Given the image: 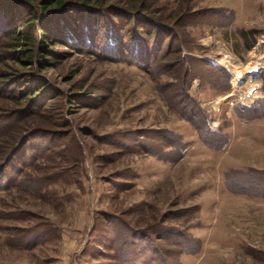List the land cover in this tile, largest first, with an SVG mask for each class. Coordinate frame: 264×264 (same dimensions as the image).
Masks as SVG:
<instances>
[{
  "label": "rangeland",
  "instance_id": "1",
  "mask_svg": "<svg viewBox=\"0 0 264 264\" xmlns=\"http://www.w3.org/2000/svg\"><path fill=\"white\" fill-rule=\"evenodd\" d=\"M146 1L181 34L207 118L176 109L194 107L168 41L134 58L95 23L91 46L57 44L68 57L31 70L3 38L0 78L32 72L61 94L28 110L0 79V164L15 153L0 180V264H264V116L239 114L264 111V0ZM242 28L261 31L248 50Z\"/></svg>",
  "mask_w": 264,
  "mask_h": 264
},
{
  "label": "trees",
  "instance_id": "2",
  "mask_svg": "<svg viewBox=\"0 0 264 264\" xmlns=\"http://www.w3.org/2000/svg\"><path fill=\"white\" fill-rule=\"evenodd\" d=\"M104 1L0 0V45L3 38H8L13 46L11 54L15 61L28 64L27 67L31 70L39 66L43 70L51 62L68 57L66 52L56 51L52 49V46L57 44L73 46V44H78L79 42H82L83 46H91L93 42L91 34H93V25L95 23L100 24L104 22L107 29V44L112 46L122 45L126 47V50L131 49V52H136L133 54L134 58H138L137 55L141 56L143 53H151L150 45L153 39L159 43V46L164 45L168 41V47L175 48V52L179 54L177 59L182 62V67L179 70L180 75L178 77L181 80L183 94L189 97L194 107L190 115H186L182 109H176L181 116L196 125L197 123L194 118L198 116L199 111L200 114L201 112L204 114L205 111L199 107V102L189 93L191 81L196 76H193L188 62L189 57L182 55V51L186 47L179 31L148 14L152 10L146 0H131L130 11L116 5H106ZM121 19L124 23L122 27L116 23L117 20L120 21ZM128 27H130V36L127 41L128 46H126L123 45L125 40L123 33ZM260 33L261 31L257 29H240L239 36L243 47L246 50L252 48L256 42V36ZM179 37L180 43L178 44L177 40ZM138 61L141 60L138 59ZM0 79L5 85L4 88H9V85L10 87L17 85L18 92L17 94L14 92L13 95L20 99V102H27L26 109L28 110L36 109L41 104L45 105L47 101L53 100L61 94L49 79L33 77L32 72H11L4 74ZM25 79L27 81H24L25 83L22 85L21 82ZM29 84L30 87H27ZM86 93L87 97L92 96ZM78 102L77 98L71 101V103ZM260 102L263 105L264 99ZM251 109L253 111L261 110L256 107ZM239 114L243 119L250 120L264 116V111L252 116H247L240 112ZM205 118H207L206 113ZM213 132L215 133V131ZM203 136H200L202 140L210 145L209 140ZM14 155L15 153L9 154L4 163L0 164V180L5 177V169L9 166L8 164ZM179 157L180 155L173 160H178ZM161 158L164 159L165 157ZM167 161L172 160L167 159ZM159 230L163 229L159 228ZM163 231H168L170 234L180 237H185L186 234L188 236L186 228L177 229L168 227Z\"/></svg>",
  "mask_w": 264,
  "mask_h": 264
},
{
  "label": "water",
  "instance_id": "3",
  "mask_svg": "<svg viewBox=\"0 0 264 264\" xmlns=\"http://www.w3.org/2000/svg\"><path fill=\"white\" fill-rule=\"evenodd\" d=\"M258 71H259V67H258V66H255V67H253V68L250 70L251 73H257Z\"/></svg>",
  "mask_w": 264,
  "mask_h": 264
},
{
  "label": "bare ground",
  "instance_id": "4",
  "mask_svg": "<svg viewBox=\"0 0 264 264\" xmlns=\"http://www.w3.org/2000/svg\"><path fill=\"white\" fill-rule=\"evenodd\" d=\"M254 67H255V66H254ZM252 68H253V67H252ZM252 68H250L249 71H250ZM240 76H241L240 74L237 75V77H236V79H235V82H237V79H238ZM237 83H238V82H237Z\"/></svg>",
  "mask_w": 264,
  "mask_h": 264
}]
</instances>
